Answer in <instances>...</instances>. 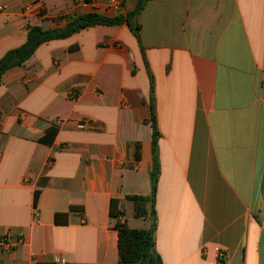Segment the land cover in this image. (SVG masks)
Segmentation results:
<instances>
[{
    "label": "crops",
    "instance_id": "crops-1",
    "mask_svg": "<svg viewBox=\"0 0 264 264\" xmlns=\"http://www.w3.org/2000/svg\"><path fill=\"white\" fill-rule=\"evenodd\" d=\"M135 2L0 0V58L29 25ZM139 22L141 43L125 23L96 25L3 74L0 238L22 242L2 264H126L110 202L151 227L127 196L152 192V103L162 263L264 264V0H149Z\"/></svg>",
    "mask_w": 264,
    "mask_h": 264
},
{
    "label": "trees",
    "instance_id": "trees-1",
    "mask_svg": "<svg viewBox=\"0 0 264 264\" xmlns=\"http://www.w3.org/2000/svg\"><path fill=\"white\" fill-rule=\"evenodd\" d=\"M149 0H136L134 8L124 13H119L113 17L106 16L97 12L74 13L64 17L66 24L54 29H42L38 25H29L27 29V39L21 46L9 50L0 58V84L3 74L9 69L23 65L43 43L62 39L71 36L85 28L96 25H119L125 23L133 32L138 42L141 43V25L139 16L144 10ZM151 121L153 127V154L154 167L151 172L152 192L148 196H127L128 200L134 203V216L151 219L149 229L130 228L122 220L124 211L120 206V200L111 199L110 215L115 219L114 226L118 230L119 240V260L126 264H163L161 257L155 250V232H156V194L159 178L158 161V138L160 136L157 128L154 104L151 105ZM261 193L264 198V177L261 183ZM36 204V202H35ZM150 205V208H148Z\"/></svg>",
    "mask_w": 264,
    "mask_h": 264
},
{
    "label": "built area",
    "instance_id": "built-area-1",
    "mask_svg": "<svg viewBox=\"0 0 264 264\" xmlns=\"http://www.w3.org/2000/svg\"><path fill=\"white\" fill-rule=\"evenodd\" d=\"M78 127L82 129L85 127V124L81 123L78 125ZM21 242H22L21 238H14L10 234H7L6 236L0 238V249L12 250V249L16 248ZM223 256H224L223 251L219 250V258L223 259ZM57 262H58V260H57ZM0 264H2V263L0 262Z\"/></svg>",
    "mask_w": 264,
    "mask_h": 264
}]
</instances>
